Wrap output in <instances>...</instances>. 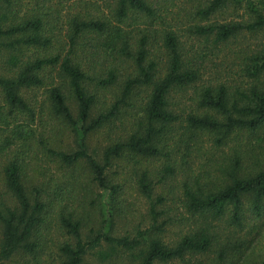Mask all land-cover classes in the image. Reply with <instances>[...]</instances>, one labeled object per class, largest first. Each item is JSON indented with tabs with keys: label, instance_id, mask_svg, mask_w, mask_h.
Instances as JSON below:
<instances>
[{
	"label": "trees",
	"instance_id": "obj_1",
	"mask_svg": "<svg viewBox=\"0 0 264 264\" xmlns=\"http://www.w3.org/2000/svg\"><path fill=\"white\" fill-rule=\"evenodd\" d=\"M19 5L0 0V156L10 152L0 169L12 199L0 200V264H40L52 220L68 236L57 244L55 264H83L88 254L99 264H242L251 242L238 234L244 227L248 234L254 226L246 222L264 212V83L255 84L264 76V47L237 51L239 70L255 81L249 87H200V53L188 50L180 36L217 45L243 30L256 33L264 29V0H209L197 9L201 19L232 6L243 7V20L190 23L181 35L162 29L160 56L148 40L158 31L138 26L140 18L153 26L158 17L149 0H114L112 14L101 18L72 16L66 50L53 46L54 12ZM91 34L95 42L86 47L83 38ZM122 63L130 70L118 79ZM192 87L195 112L182 117L173 94ZM36 88L44 90L54 120L47 132L53 138L58 130L70 133L72 147L60 150L52 139L34 135V120L44 123V102L37 106L36 96L27 95ZM192 132L228 148L220 166L225 177L211 186L184 175L171 215L164 197L172 187L163 184L162 197L155 186L177 174L174 151L188 145ZM96 133L105 135L97 152L88 144ZM33 146L59 174L28 189L25 166ZM158 157L162 178L156 181L142 162ZM125 170L129 177H122ZM127 178L147 202L148 224L119 232L128 211L120 197ZM94 186L100 190L95 203ZM174 226L175 237L166 240Z\"/></svg>",
	"mask_w": 264,
	"mask_h": 264
},
{
	"label": "rangeland",
	"instance_id": "obj_2",
	"mask_svg": "<svg viewBox=\"0 0 264 264\" xmlns=\"http://www.w3.org/2000/svg\"><path fill=\"white\" fill-rule=\"evenodd\" d=\"M114 0H16L19 3L21 9H34V10H43L54 12V15H57V20L53 23L52 31L56 35L54 39L53 46L63 47V50L67 49V24L70 18L74 15H86L89 17H97L103 15H110L111 8L113 7ZM209 0H149L150 6L155 10L156 15L159 17L156 18V21L153 26H147L143 21H146L144 18L138 19L140 24L138 25L140 29L148 30H157L158 32L152 33V38L149 36L148 40L150 41L151 46L149 48L153 51L154 55L160 56L162 53V45L160 32L162 29L179 31L177 34L181 35V30H184V27L190 23L201 22V24L209 22H238L243 20V7L238 8V11H234L232 6H228L225 10L217 12L216 14L209 17L207 20L201 19L197 14L198 7L203 8L207 5ZM258 2L259 0H252ZM18 6V7H19ZM43 6V7H42ZM48 8V9H47ZM147 22V21H146ZM138 28V27H137ZM136 29V28H134ZM180 29V30H179ZM139 34L137 30L132 31V34ZM155 37H154V35ZM182 42L185 41V45L188 47V50L196 52L199 55V69H200V80L197 81L198 86L206 84L207 82L211 83H225L234 86H243L244 88L249 87L253 82V78H248L244 72L239 70L240 60L236 59V56L239 51H243L249 54L253 50L264 47V29L258 32H247L243 30L239 35H236L235 38L230 39L225 44L213 45L209 41L202 42L200 38H191L186 35L180 36ZM83 41L87 44L86 47H91L94 44V38L91 35H87L83 38ZM82 41V42H83ZM67 44V45H66ZM58 47V48H59ZM238 51V52H237ZM83 56V55H82ZM1 63V62H0ZM97 68V66H95ZM120 70L118 71V79H122L130 70L128 63L120 64ZM2 66L0 64V73H2ZM264 76L260 79H256L255 84L260 85V82L264 83ZM260 81V82H258ZM194 88H188L184 94H173V102L178 103V112L182 117L186 113L195 112V101L191 98ZM108 93V100L111 97V90H105ZM113 91V89H112ZM27 95L30 97L32 95L36 96L37 106L43 101L44 105L40 115L43 119V124H38L37 120H34L32 126L35 128L34 135L38 137L41 135L44 139L47 137L52 144L57 149L64 150L68 148L67 146L71 145L72 147V137L68 132H59L55 134V137H51L50 133L47 132L50 128H54V120H50L47 112V102L43 89H31L27 92ZM0 103L1 100H0ZM32 104H35L32 102ZM176 108V107H175ZM38 112V111H37ZM184 122L181 123V126H184ZM182 132L184 131L182 127L179 128ZM193 138L188 140V145L181 150L174 151V158L176 159V164L174 170H177L171 180L164 181L162 184L155 186L156 194L160 193L162 195V186H171L169 190L170 194H166L164 197L166 201L164 207L169 206L172 211L169 212L171 215L175 214V203H171L175 199L176 191L179 189V185L182 182L184 175L189 174L190 179L199 177L201 182H206L209 185L213 186L214 182H220L225 175L221 172L220 166L224 164L223 158L228 152V148L216 146L210 137L202 134H196L194 138L193 132L191 133ZM187 136L186 138H189ZM105 139V135L102 133L92 134L88 139V144L90 149L98 151L97 148ZM182 145L181 143L178 144ZM183 147V146H181ZM33 153L31 158H26L25 166V184L27 188L30 189L35 184L36 186L40 185L43 181H50L55 179L58 176V168L54 166L53 163L47 162L37 148L33 146ZM9 153H4L0 156V168L4 163V160L8 158ZM162 158H154L152 160H147L142 162L149 170L154 172L156 175L155 180L158 181L162 178V170L160 168ZM129 163V162H128ZM132 163V162H130ZM113 169L117 168L112 166ZM45 175H43V174ZM126 176H125V174ZM121 172L122 177L126 178L128 176L127 170ZM53 183V182H50ZM134 183V184H133ZM178 185V187H176ZM168 191V190H167ZM100 190L97 187H93L92 197L94 203L97 202V195ZM137 187L135 182H130L127 178L124 191L121 192L120 197L125 200V204L128 205V211L125 219H122L118 222L119 232L128 231L133 225H139L140 227H145L148 224L147 221V202L137 193ZM0 200L8 201L11 203V198L8 193H6L4 182H3V173L0 169ZM91 219L97 218L98 213L90 211ZM248 216V215H247ZM249 217V216H248ZM247 226H254L248 234H244L248 228L244 227L240 232L239 236H246L250 240L249 249L245 258L243 259L242 264H259L262 259H264V212L261 214L260 218L254 220L251 218L246 222ZM170 229L166 240L172 239L175 236L173 235L175 231L174 227H169ZM173 231V233H172ZM67 240L68 236L62 232L56 225L55 221H51L50 229L46 235L45 247L41 252L40 264H55L58 257V248L57 244L62 240ZM83 264H99L90 254L86 255ZM172 264H181L180 262H172Z\"/></svg>",
	"mask_w": 264,
	"mask_h": 264
}]
</instances>
